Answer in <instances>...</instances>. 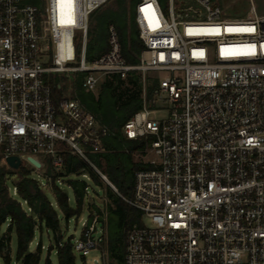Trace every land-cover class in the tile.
I'll return each instance as SVG.
<instances>
[{
	"label": "built area",
	"instance_id": "built-area-1",
	"mask_svg": "<svg viewBox=\"0 0 264 264\" xmlns=\"http://www.w3.org/2000/svg\"><path fill=\"white\" fill-rule=\"evenodd\" d=\"M42 1L0 0V162L18 156L44 187L54 176L63 187L71 153L118 192L91 160L106 151L110 129L52 75L84 73V89L97 93L105 76L138 71L142 108L122 130L145 139L150 158L125 199L143 225L128 233L124 264H264V14L255 1L250 15L223 18L213 0H190L197 9L183 16L174 0L167 14L159 0H136L145 45L137 64L123 56L114 25L109 50L87 59L91 14L112 0H62L61 9ZM82 225L75 252L101 248L107 264L100 215Z\"/></svg>",
	"mask_w": 264,
	"mask_h": 264
},
{
	"label": "trees",
	"instance_id": "trees-1",
	"mask_svg": "<svg viewBox=\"0 0 264 264\" xmlns=\"http://www.w3.org/2000/svg\"><path fill=\"white\" fill-rule=\"evenodd\" d=\"M25 3L43 7L42 0H25ZM135 3L136 0H114L115 7L103 8L104 5L91 14L87 41L88 61H93L109 50V27L114 25L126 61L130 64L139 63L145 45L139 38L134 21ZM174 4L181 16L188 11L195 13L197 9L196 5L182 0H174ZM83 77L84 73H79L74 81L73 97L78 98L82 105L111 131L105 141L106 151L92 154L91 160L118 189V192H115L106 184L109 201L104 209L96 204H89L88 219L95 213L100 215V222L105 228L103 246L116 264H124L128 233L134 226L143 225L141 211L125 199L133 196L136 172L149 168L148 165L132 158L134 151L146 149L145 139H126L122 130L124 124L142 108V74L132 71L125 78L118 74L107 75L97 93L84 89ZM152 91L153 86H150L149 96ZM123 151L127 158L123 157ZM84 172H88L97 185L105 184L85 161L66 153L65 173L61 175L72 176L64 179L73 191L72 202L69 194L57 183L56 176L52 177L49 187H44L39 179L32 176V169L25 165H21L18 170L0 166V254L4 258L3 264H11L10 249L13 236L17 242L15 264H43L42 235L45 232L51 240L48 250L55 249L58 264H77L73 237L65 238L63 222H68L72 217L79 218L83 213L88 187L87 181L81 177ZM47 173H51V168ZM13 178H16V181ZM13 186L17 187L15 195L12 192ZM23 201L27 203L24 204ZM28 207L31 211L27 210ZM38 233L40 241L37 248L31 251L30 244ZM45 264H52L49 257L46 258Z\"/></svg>",
	"mask_w": 264,
	"mask_h": 264
},
{
	"label": "rangeland",
	"instance_id": "rangeland-1",
	"mask_svg": "<svg viewBox=\"0 0 264 264\" xmlns=\"http://www.w3.org/2000/svg\"><path fill=\"white\" fill-rule=\"evenodd\" d=\"M61 2L58 3L59 9L63 7L64 5ZM185 2L191 3L190 0H182ZM255 5L257 7L258 13L264 14V0H254ZM160 5L164 12L167 14L169 9V0H159ZM214 5H220L223 9V18H238V17H244L247 15H250L252 13V4L250 0H213ZM105 7H115L114 0L108 2L103 8ZM63 20L59 18V22H62ZM95 22V21H94ZM93 22V24H94ZM79 73H66V74H55L52 75V79L55 81V83H61L63 86V92L66 93L69 96H75V88H74V81L76 80ZM152 76H149L148 78V86H150L153 83V74H150ZM162 115H159L161 117ZM126 151V150H125ZM123 154L124 158H127V155ZM132 158L134 161H142L145 162L150 158V153H145L144 151L136 150L133 152ZM0 166H7V164L3 161L0 162ZM38 172L32 169V176L34 178H39L40 180H43V177L38 176ZM72 178V177H71ZM13 180L16 181V178H13ZM88 183V189L89 193L86 195V202L84 205L83 213L80 215L79 218L72 217L68 222H63V228L65 232V238L72 236L73 241L75 239L81 238L82 232H83V225L82 221L87 219L89 217V211L88 206L89 204H96L101 209H104L108 199V187L107 183L103 185H97L92 180L87 181ZM64 190L69 194L71 201H74V194L72 189L68 185L63 186ZM145 224L147 226H152V222L150 218L144 219ZM6 229L5 226L3 228ZM97 234L96 236H98ZM42 240L44 243L43 247V257H42V263L45 264V260L47 257L50 258L52 264H58L57 260V253L55 249L49 251V245L51 244V240L48 236V234L45 232L42 235ZM40 241V233H38L35 237V239L30 244V250L34 251L37 248V243ZM16 247L17 242L15 236L12 238L11 242V264H15L17 261L16 259ZM106 255H107V264H116L114 260H112L109 256V251L105 249ZM76 255V263L77 264H105V257L103 250L101 248H93L90 250L89 253L83 254L82 252H75ZM4 263L3 255L0 254V264Z\"/></svg>",
	"mask_w": 264,
	"mask_h": 264
},
{
	"label": "water",
	"instance_id": "water-1",
	"mask_svg": "<svg viewBox=\"0 0 264 264\" xmlns=\"http://www.w3.org/2000/svg\"><path fill=\"white\" fill-rule=\"evenodd\" d=\"M28 160L34 164L36 167L40 168L41 167V164L40 162L33 158V157H29ZM6 162L8 164V166L11 168V169H14V170H18L21 166V159L18 157V156H9L7 159H6Z\"/></svg>",
	"mask_w": 264,
	"mask_h": 264
}]
</instances>
